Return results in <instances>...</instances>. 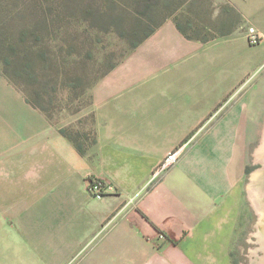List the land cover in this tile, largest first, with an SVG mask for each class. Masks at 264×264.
Segmentation results:
<instances>
[{
	"label": "crops",
	"instance_id": "obj_1",
	"mask_svg": "<svg viewBox=\"0 0 264 264\" xmlns=\"http://www.w3.org/2000/svg\"><path fill=\"white\" fill-rule=\"evenodd\" d=\"M205 1L96 81L85 154L0 74V264H231L264 121V42L242 19L264 33V1ZM89 176L114 191L94 197Z\"/></svg>",
	"mask_w": 264,
	"mask_h": 264
},
{
	"label": "trees",
	"instance_id": "obj_2",
	"mask_svg": "<svg viewBox=\"0 0 264 264\" xmlns=\"http://www.w3.org/2000/svg\"><path fill=\"white\" fill-rule=\"evenodd\" d=\"M95 1L0 0V74L20 90L26 102L38 109L51 123L53 115L59 110L57 108L59 81L60 85L64 86L62 90H67L68 100L71 101L74 93L76 96H82L87 88L92 87L117 64L112 62L107 65L103 61H96L89 52L87 57L90 61L80 63L79 71L73 76L74 72L68 71L73 62H68L67 65L57 62V55L54 52H57L60 46L57 45V25L62 29L61 41L64 42L62 48L68 51L74 48L69 45L71 34L66 19H69V16L65 15L66 12L72 9L74 12L69 15L74 14V17L82 20L81 25L90 23L92 17L100 27L113 28L115 32L127 37L129 51L148 38L185 2V0L124 2L103 0L106 6L101 8ZM62 16H65V19L59 20ZM64 20L65 23L57 24L58 21ZM175 20L180 30L186 34V28L179 20ZM50 28L56 29L54 38H50L53 36ZM87 37L89 36L84 34L81 45H86ZM92 71L97 75L89 79ZM77 83L81 86L79 92L74 91ZM58 131L68 138L81 154H85L87 148L96 141L95 133L89 138L86 132H75L65 127H60ZM82 137L87 141L85 142ZM87 179L90 184L93 183L92 178ZM231 259L232 264L237 263L233 255Z\"/></svg>",
	"mask_w": 264,
	"mask_h": 264
},
{
	"label": "rangeland",
	"instance_id": "obj_3",
	"mask_svg": "<svg viewBox=\"0 0 264 264\" xmlns=\"http://www.w3.org/2000/svg\"><path fill=\"white\" fill-rule=\"evenodd\" d=\"M124 1L125 0H122V2ZM95 2L98 3L101 6V8H104L106 6L103 0H96ZM212 3L215 4V6L213 7L212 4V7L209 8H211L210 9L211 12L215 14L214 9L217 10L216 5L217 4L219 5L221 1L213 0ZM203 4H207V2L205 0H203V3L201 0H185V2L182 4V7L181 8L179 7L180 9L178 8L176 12L174 11L175 13H173V15L170 16L169 18L179 20L182 26L185 27L182 21H185V23L187 24V20H189L188 18L191 13H193L194 15L200 14L201 9H204L201 7V5ZM72 5H74V1L72 2ZM220 9L221 7L218 10ZM72 12L74 11L70 9V11L66 12L65 15L69 16V19L66 18L68 21V28L71 34L69 45H71L74 48L70 49V51L64 50L62 48V44H64V42H62L63 40L61 41V39H63L61 35L62 29L61 26L57 25V45L60 46L58 47L57 52L56 51L54 52L57 55L58 63L67 65L68 62H73L71 68H69L68 70L69 73L74 72L73 76H76L75 72L79 71L78 67L80 63H83L84 61L87 60L90 61L88 59L89 57H87V53L89 52L91 53V55H93V58L96 61L98 60L99 62L103 61L104 64L108 65L112 62H118L122 57L127 55V53L130 51V50L128 51L127 37L122 36L118 32H115L113 28L105 29L103 27H100L99 23L93 21L92 17H90V23H84V25H81L82 20L80 21V19L74 17L75 16L74 14L69 15ZM62 19H65V16L59 18V20ZM242 21L244 26L243 29H245V33H246L249 22H247V20H245L244 18L242 19ZM59 23H65V20L58 21L57 24ZM251 23L254 24L256 27L258 26L253 21H251ZM258 28L261 29L260 26H258ZM50 30L53 34V36L52 37L50 36V38H54L56 34V29L50 28ZM260 31L262 32V30ZM84 34L89 36L86 38L85 46L81 45L82 41L84 40L82 39ZM261 42L264 41L261 40L257 44H251V43L250 44L256 46L259 45ZM257 71L260 72L261 69L258 70V68H255V73ZM95 75L97 74H94L92 71V74H90L89 79L94 78ZM57 87H58L57 95L59 99L58 101L59 105L57 108H59V110H57V112H55V114L53 115L52 123L49 122L48 120L47 122L49 124H56V125L59 124L61 125L60 127L69 128L70 130L75 132L76 131L86 132L89 134L90 136L89 138H91V136H93L94 134L93 125L96 124L95 116L92 110L93 86L87 88L85 93L80 97L76 96L74 93L72 96L73 99L71 101L68 100L67 90H62L64 86L60 85V81L57 84ZM80 88L81 86H79V84L77 83V88L74 91L79 92ZM262 126L263 124H255V138L250 150L251 154L249 157V164L247 165L245 171L246 177L244 180V194H243L244 196H243V212H242L243 214L241 215V224L238 229L237 252H236V256H234L237 263L235 264H252L250 263V260L254 259L255 255L250 254V249L259 247L258 243L255 242L248 243V241L249 239L251 241H256V237L251 236L250 233H255L257 231L262 230L260 228V226H262L260 225L261 216H259V212L255 208L254 202L251 200L253 196V191L250 187V184L253 182V178H251L252 174L255 173L256 169L259 170L263 166L259 161H253V159L256 158L254 154L255 149L258 148L259 145L264 142V139L262 138V132H263ZM82 139L85 142L87 141L85 140V137H82ZM231 264H232V259H231Z\"/></svg>",
	"mask_w": 264,
	"mask_h": 264
},
{
	"label": "built area",
	"instance_id": "obj_4",
	"mask_svg": "<svg viewBox=\"0 0 264 264\" xmlns=\"http://www.w3.org/2000/svg\"><path fill=\"white\" fill-rule=\"evenodd\" d=\"M246 36L247 40L251 44H257L264 39V34L260 31L258 27H256L252 23H249L247 27ZM183 150L184 147L183 145H181L169 151L163 158V160L154 168L152 176L158 177L162 174V172L166 171L182 155ZM89 178L93 179V183L90 184L89 180L87 179V186L90 193L94 197L100 198L108 192L114 191V186L106 178L99 176H89ZM163 238L164 235L160 232L158 234V240H161Z\"/></svg>",
	"mask_w": 264,
	"mask_h": 264
},
{
	"label": "water",
	"instance_id": "obj_5",
	"mask_svg": "<svg viewBox=\"0 0 264 264\" xmlns=\"http://www.w3.org/2000/svg\"><path fill=\"white\" fill-rule=\"evenodd\" d=\"M262 131V138L264 139V121ZM254 154L256 158L253 161H259L263 166L259 170L256 169L255 173L251 176L253 182L250 184V187L254 192L251 200L254 202L256 209L264 210V142L255 149ZM260 228L262 229L261 231L250 233L251 236L256 237V241H251L250 239L248 241V243L255 242L259 244V247L250 249V254L255 255L254 259L250 260L252 264H264V223Z\"/></svg>",
	"mask_w": 264,
	"mask_h": 264
},
{
	"label": "bare ground",
	"instance_id": "obj_6",
	"mask_svg": "<svg viewBox=\"0 0 264 264\" xmlns=\"http://www.w3.org/2000/svg\"><path fill=\"white\" fill-rule=\"evenodd\" d=\"M253 194H254V192H253ZM252 198H253V196H252ZM254 206H255V204H254ZM257 210L259 212V216H261L260 225H263V223H264V210L263 209H257Z\"/></svg>",
	"mask_w": 264,
	"mask_h": 264
}]
</instances>
